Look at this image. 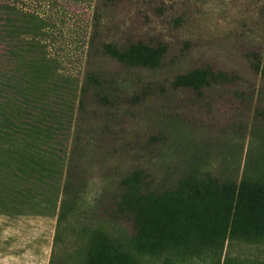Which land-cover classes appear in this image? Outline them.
<instances>
[{
  "label": "rangeland",
  "instance_id": "374dc122",
  "mask_svg": "<svg viewBox=\"0 0 264 264\" xmlns=\"http://www.w3.org/2000/svg\"><path fill=\"white\" fill-rule=\"evenodd\" d=\"M23 2L14 5L27 13L19 22L0 9V264H79L106 240L120 243L129 264H264V236L255 229L227 240L221 216L205 210L213 180L238 183L245 176L264 183V127L251 126L258 102L215 92L211 108L197 111L170 86L175 76L211 65L236 72L235 88L250 91L257 78L246 58L264 49V0ZM94 25L96 44L163 39L168 50L155 70L93 59L89 67L115 82L119 100L101 104L85 124L72 127L71 138L79 132L85 147L80 168L87 185L78 199L67 200L60 217L56 190L27 192L36 176L25 147H45L59 108L33 71L45 56L57 59L65 76L81 77L83 66L71 56L86 50ZM18 81L38 107L18 108ZM46 102L50 108H43ZM257 105L264 117V98ZM135 170L146 175L145 188L134 194L148 199L139 204L140 219L148 223L152 210L166 225L155 242L146 235L130 238L126 216L105 213L126 196L117 184Z\"/></svg>",
  "mask_w": 264,
  "mask_h": 264
},
{
  "label": "trees",
  "instance_id": "16d2710c",
  "mask_svg": "<svg viewBox=\"0 0 264 264\" xmlns=\"http://www.w3.org/2000/svg\"><path fill=\"white\" fill-rule=\"evenodd\" d=\"M6 1L8 0H0V9L7 12V16L11 17L13 21L19 22V18L27 13L22 12L14 5L18 3L24 5V0H11L14 4L11 7L6 5ZM29 1L47 3V5L52 2H69L74 6H83L92 2V0ZM146 1L151 2L153 0ZM40 20L44 21L45 19ZM93 27L92 33L86 42L87 46L85 45L86 50L76 52L71 56L75 65L79 63L83 66L81 77L79 74L80 78L78 74L65 76L66 72L59 68L60 65L57 59H48L44 55L41 61L42 68H36L33 71V75L36 74L35 78L41 81L43 93L46 94L47 88H49L53 96L52 100L59 108L57 114L53 117L54 135L50 141L45 143V147H37L34 144L25 147V156L35 164L31 168L36 176L35 187L28 186L27 192L32 190H42L44 192L56 190L61 195L60 217L66 210L67 200L69 198L78 199L87 185V180L80 168V163L85 158V147L81 137H79V132H76L74 138H71L72 127L79 128L82 124H85L86 115L89 113L96 115L101 104L107 106L111 105L113 101L119 100L120 94L115 82L107 79L106 75L100 71L94 72L89 67L93 59L103 56L125 68L155 70L163 64L168 50V44L163 39H156L154 42L136 40L125 45H121L116 40L96 44L94 43L95 32L99 26L94 25ZM43 35L45 34L43 33ZM8 53L13 54L14 49L8 51ZM246 59L257 80L251 85V90L245 93L235 88V86L238 87L240 81L236 72L216 70L211 65H201L184 74L175 76L170 86L172 90L184 93L186 102L190 107L195 106L197 111L201 109L205 112L211 108L210 105L215 100V92L220 97L243 98L247 96L251 97V102L255 100L259 103L264 98V49L259 52H249ZM61 78L66 82L65 84L54 83L55 80ZM52 79L54 80V86H49L47 84L49 83L48 80L52 81ZM26 86L23 81L17 83L18 108L37 106L33 103L31 91L29 92ZM258 103H256V109H254V120H252L251 125L254 130L262 125L264 127L263 112L260 106L257 108ZM46 105L49 108L51 107V104L46 102L43 108ZM60 105H63V107ZM252 136L254 135L252 134ZM144 179H146V175L136 170L132 171L126 178L121 179L117 185L119 189L124 191L126 196L114 200L113 205L105 210V213L120 217L126 216L131 222L133 230L130 238L146 235L155 242L159 239L160 234L165 232L166 225L162 224L157 216L152 217L154 215L152 210H150V215L148 214V223L143 224L140 219L139 204H146L148 199L142 194L138 196L134 194L145 188ZM213 181L212 184H208L205 210H211L221 216L223 225H227V240L243 239L255 229L258 234L264 236V183L257 177L247 179L245 176L238 183ZM185 183L188 189H191L189 187L190 183L189 185L186 181ZM132 196H135L137 201H134ZM155 199L150 198V205L155 203ZM129 259L128 252L121 248L120 243L106 240L99 250L85 255L79 264H129Z\"/></svg>",
  "mask_w": 264,
  "mask_h": 264
}]
</instances>
